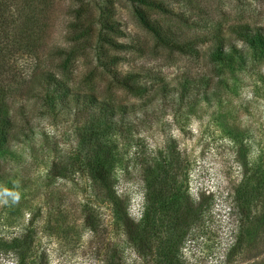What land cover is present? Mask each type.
Returning <instances> with one entry per match:
<instances>
[{
    "label": "rangeland",
    "instance_id": "1",
    "mask_svg": "<svg viewBox=\"0 0 264 264\" xmlns=\"http://www.w3.org/2000/svg\"><path fill=\"white\" fill-rule=\"evenodd\" d=\"M144 1L0 0V264H161L165 245L178 264H264V0ZM47 77L118 107L117 126L44 102ZM147 178L177 201L138 240Z\"/></svg>",
    "mask_w": 264,
    "mask_h": 264
},
{
    "label": "trees",
    "instance_id": "2",
    "mask_svg": "<svg viewBox=\"0 0 264 264\" xmlns=\"http://www.w3.org/2000/svg\"><path fill=\"white\" fill-rule=\"evenodd\" d=\"M141 4H148L146 1L144 0H138ZM163 8V7H162ZM164 10V9H163ZM138 18L139 21L141 23V25L143 27H145L148 31H150L151 33H153L154 37L156 40L160 41V45L161 47L168 46V43L165 42V40L163 38L160 37L156 27H154V25H152L146 18L145 16L138 14ZM99 20V25L100 27V31L103 29L105 30H110L112 31V27L109 25V23H104L103 19H98ZM167 34H169L168 32H166V34L164 36H167ZM103 42L107 43L108 42L104 39ZM249 42L252 45L255 44H259V45H264V36L260 33H255L253 36L251 35V38L249 39ZM109 46H113L111 43L108 44ZM181 47H183V45H181ZM68 56L69 53L67 55V58H64L61 62V68H65L66 69V64L68 63ZM101 62V61H100ZM106 63H108L106 61ZM114 65V64H111ZM101 67L103 70H105L108 75L110 77H113L117 82H119V84L121 85L122 89L125 90L126 92H131L133 94V96H135L136 93V87H132L131 83L134 84L135 80L132 79V76L129 75H124V76H119V74L114 71V70H110L107 69V66L104 63H101ZM114 72V73H112ZM112 73V74H111ZM59 75V74H58ZM120 77V78H118ZM51 79V78H50ZM60 80H53L52 83H54L55 85H57V87L52 86L53 88L50 90L47 89V87H49V85L51 84L49 78L47 77L46 83L43 84L46 90V95H45V101L44 102H51L54 99L60 100V101H64L67 96L69 97L68 99V105H70L72 99L76 98V99H85L88 103H86L85 107L83 109H79L80 114H82L83 112H86V114L83 117H79L80 114L78 115V120L84 121L83 124H92V127H90V131L92 129L91 132H94L95 129H100V132H104L105 134H100V135H108L109 131L107 129L106 126H117V121L115 120V118L117 117V114L122 113L120 111V109H114V108H118V107H113L111 104H109L108 102L102 101V100H98L97 98H92L89 99L88 96H86L85 94H83V96H81L80 94L77 93V89L70 87V88H64L63 86L60 85V83L58 82ZM58 93V95H57ZM183 95H178V98H182ZM88 104V105H87ZM87 110V111H85ZM0 118H2L3 123H6L5 121L8 120V118L6 117V115L1 114L0 113ZM97 124V125H96ZM109 124V125H106ZM94 126H96V128H94ZM100 126V127H99ZM4 126H0V144L5 142V133H4ZM108 164V161H106L102 156L96 155L95 158L93 159L92 162H89L87 165V173L88 175L92 178V180H94L97 184H101L105 186L107 185L108 182V178H109V170L106 167V165ZM154 180L155 178L152 179H148L145 181L144 187L147 191V195H146V201H145V208H144V212H143V220L141 222V225L139 226L138 230L136 231V235H134V238H140L141 235L146 236L147 238L151 237V234L153 232V227H152V218H153V212L155 211H164L166 210L167 212L172 211L171 208H174L175 204H176V197L173 196L172 200L168 201V198L165 196L166 192H164L165 188H162V184L160 183L159 186H156L154 184ZM108 196V195H106ZM109 198V197H107ZM105 200V199H104ZM171 206V207H170ZM153 211V212H152ZM177 211V210H176ZM158 228V227H156ZM160 233V231H158ZM156 234V232H155ZM164 247V245H163ZM161 247L156 251V255L157 257H162V263L161 264H178V262L174 261L173 258H175V256H173L174 252L171 251V247H167V245H165V247L160 250ZM173 260V261H172Z\"/></svg>",
    "mask_w": 264,
    "mask_h": 264
}]
</instances>
